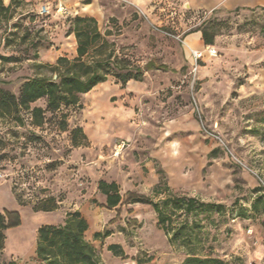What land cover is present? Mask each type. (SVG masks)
Returning a JSON list of instances; mask_svg holds the SVG:
<instances>
[{
	"label": "rangeland",
	"instance_id": "rangeland-1",
	"mask_svg": "<svg viewBox=\"0 0 264 264\" xmlns=\"http://www.w3.org/2000/svg\"><path fill=\"white\" fill-rule=\"evenodd\" d=\"M63 1L14 0L0 24V35L10 40L1 41L0 56H13L0 57V88L18 96L29 78H55L46 66L77 56L70 18L92 17L85 7L92 1L110 44L104 53L141 68L142 79L122 84L111 72L78 105L47 111L40 127L29 115L23 126L0 119V212L22 217L6 231L1 262L37 264L38 228L79 210L89 223L85 236L105 264H182L185 252L169 243L152 205L129 203L134 192L160 204L169 196L222 204V212L190 216L205 225L212 256L226 264H264V214L252 210L264 192V8L208 10L188 0H153L151 11H142L124 0ZM61 4L66 13L58 11ZM44 5L50 14L39 13ZM204 21L217 24V55L194 71L177 35ZM151 61L167 69L147 70ZM100 180L119 185L118 206L108 208ZM51 196L59 200L57 210L35 211ZM173 218L176 227L181 219ZM106 231L102 240L94 237ZM112 243L123 247L124 257L108 250Z\"/></svg>",
	"mask_w": 264,
	"mask_h": 264
},
{
	"label": "trees",
	"instance_id": "trees-1",
	"mask_svg": "<svg viewBox=\"0 0 264 264\" xmlns=\"http://www.w3.org/2000/svg\"><path fill=\"white\" fill-rule=\"evenodd\" d=\"M14 7V0L5 5L0 0V24L6 20L7 15ZM264 8V7H262ZM71 32L77 39V56L70 59L61 56L55 64H48L55 74L51 77H33L27 79L20 90L19 95L0 88V119H8L16 125L23 126L26 115L31 119V124L40 127L45 123L47 111H57L62 106H75L80 103V95L91 91L99 83L105 82L111 72L119 78L122 84L131 79L141 80L142 69L136 68L128 60L114 57L113 52L105 54L104 51L110 45L105 40L99 29V23L94 17L75 16L70 18ZM197 30L203 35L206 44H213L218 30L216 23L206 24L204 21ZM26 35L19 37L24 43ZM5 46L10 40L0 35ZM5 60L13 56H0ZM154 63H148L146 69L154 67ZM166 68V66H161ZM41 99H46V108L33 106ZM83 133L81 127L73 130V142L80 145L78 136ZM0 138V149L2 146ZM99 190L106 196L108 208L118 206L123 196L116 182L100 180ZM20 205H26V201L20 195L17 196ZM129 203H146L152 205L157 214V224L165 232L172 246L180 247L186 254L182 264H226L223 260L212 256V247L207 246L205 225L196 217L200 212L211 214L214 211L222 212L224 206L209 202L199 201L195 197L169 196L163 204L155 202L144 194L129 193ZM59 208V200L55 197H46L35 205V211L50 212ZM252 210L258 214H264V192L256 196L252 202ZM246 217V213L241 214ZM181 219L174 227V218ZM22 217L19 211L5 210L0 212V256L5 248L6 231L21 224ZM89 229L87 219L79 210L68 212L63 223L45 224L38 228L36 245L37 264H105L100 250L89 240L85 234ZM110 235L109 231L96 232L94 237L101 239ZM207 249H209L207 251ZM108 250L115 256L124 257V249L118 243H112ZM0 264H18L16 261ZM139 264H142L139 262Z\"/></svg>",
	"mask_w": 264,
	"mask_h": 264
},
{
	"label": "crops",
	"instance_id": "crops-1",
	"mask_svg": "<svg viewBox=\"0 0 264 264\" xmlns=\"http://www.w3.org/2000/svg\"><path fill=\"white\" fill-rule=\"evenodd\" d=\"M128 1L133 2L142 11H151L153 6L152 5L153 0H128ZM188 1L196 8H206L208 10H213L218 7H225L229 10L237 9V8L264 7V0H188ZM3 2L5 5H9L11 3V0H3ZM63 2L65 3V0ZM65 5H67V3H65ZM85 7L89 12L93 13L91 14V16L97 19V14L99 13L98 11H101L99 5L98 4L95 5L94 1H92L91 3L87 4ZM179 34L194 49L201 50L204 48L205 45H208L204 42L203 35L200 30H190V31L183 30L180 31ZM182 47L186 54V58L190 62V54L188 53L186 47L183 44ZM205 59L201 62H204ZM151 62L155 64L154 67L151 69H167L166 65H158L154 61ZM161 66H166V68H163ZM200 67H202V65ZM151 69H147V70H151Z\"/></svg>",
	"mask_w": 264,
	"mask_h": 264
},
{
	"label": "built area",
	"instance_id": "built-area-1",
	"mask_svg": "<svg viewBox=\"0 0 264 264\" xmlns=\"http://www.w3.org/2000/svg\"><path fill=\"white\" fill-rule=\"evenodd\" d=\"M128 1V0H124ZM59 12L61 13H66V8H64L62 5H60ZM39 13L43 15H48L50 14V9L47 5L42 6L39 9ZM177 38L182 42V44L186 47L188 53L190 54V62L193 66L194 71H197L200 67V62L203 61L206 57H213L217 55V49L214 45L208 44L205 45L203 49L197 50L192 48L186 40L181 36L177 35ZM126 146V141L122 140L117 144V150L118 153Z\"/></svg>",
	"mask_w": 264,
	"mask_h": 264
}]
</instances>
